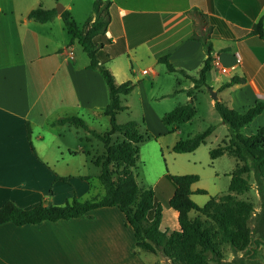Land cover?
<instances>
[{"label": "crops", "instance_id": "0c3cea01", "mask_svg": "<svg viewBox=\"0 0 264 264\" xmlns=\"http://www.w3.org/2000/svg\"><path fill=\"white\" fill-rule=\"evenodd\" d=\"M58 1L81 26L78 15L92 9L94 0H0V205L12 200L29 208L39 203L62 205L74 196L86 199L90 182L100 173L95 160L105 153L103 142L72 121L55 122L78 116L98 131L109 99L102 74L89 67L81 44L71 41L62 11L55 7ZM110 1L108 42L101 50L116 83L131 80L132 91L139 88L144 93L141 75L131 79L134 63L149 67L154 77L160 73L158 59L163 55L175 67L196 73L206 56L201 41L191 37L196 23L199 30L210 27L214 61L205 81L217 99L239 111L264 99V32L250 33L252 24L264 17V0ZM36 7L55 9V14L46 21L28 17ZM192 8L205 15L204 23L188 12ZM124 54L130 68L122 59L115 63ZM233 76L245 80L223 87ZM177 82L185 91L193 84L189 79ZM211 100L213 107L212 96ZM141 102L148 103L145 98ZM251 124L254 128L248 134L264 125V109ZM160 228H179L175 210L162 209ZM0 264H170V260L137 246L124 213L117 206H104L69 219L1 223Z\"/></svg>", "mask_w": 264, "mask_h": 264}, {"label": "trees", "instance_id": "16d2710c", "mask_svg": "<svg viewBox=\"0 0 264 264\" xmlns=\"http://www.w3.org/2000/svg\"><path fill=\"white\" fill-rule=\"evenodd\" d=\"M110 4V0H94L93 15L81 26L67 9L61 12L71 41L77 40L81 44L89 57V67L98 68L107 84L109 99L104 107V114L108 117L110 126L107 130L98 132L89 128L78 116L60 117L55 121H72L103 142L105 153L95 162L100 165L97 179L104 192L82 200L74 196L62 205L39 203L29 208H22L12 200H5L0 205V224L11 221L21 225L43 220L69 219L89 215L91 210L98 207L117 206L133 229L135 244L153 253L160 252L170 260V264H210V260L220 262L227 246L234 252L247 251L255 242L250 226L255 205L252 200L243 196L251 188L250 175L255 179L261 198L260 217L264 223V125L249 134L244 132V127L249 126L253 118L263 111L264 99L256 100L244 111L230 107L221 100H214L213 106L221 121L227 125L228 132L209 149V155L211 159H215L227 154L236 160L226 192L210 196L203 205H198L191 194L204 193L205 190L191 189L199 178L192 173L166 175L170 181L168 188L160 184L155 188L139 185L133 169L139 156V143L154 136L139 132L138 123L134 120L123 123L116 120V114L127 108L122 104L121 97L132 91L134 83L131 80L116 83L112 72L103 63L106 55L101 48L108 42L105 32L110 20ZM188 12L199 23H204L205 15L200 10L192 8ZM54 14L55 9L36 7L30 10L28 17L46 21ZM263 32L264 17H260L252 24L250 33L263 36ZM191 37L201 41L206 54L195 74L175 67L166 55L158 59L165 64L168 72H178L193 82L190 89L186 90L188 96L193 89L208 87L205 73L214 61L210 27L199 30L195 23ZM244 80V77L233 76L223 87ZM178 91L176 87L172 93ZM195 113L196 108L191 100L165 112L161 122L169 132L189 121ZM214 129L215 125L210 124L202 131L178 138L171 148L175 152H191L204 143ZM27 133L29 135L28 123ZM163 207L177 212L178 229L160 228Z\"/></svg>", "mask_w": 264, "mask_h": 264}, {"label": "rangeland", "instance_id": "374dc122", "mask_svg": "<svg viewBox=\"0 0 264 264\" xmlns=\"http://www.w3.org/2000/svg\"><path fill=\"white\" fill-rule=\"evenodd\" d=\"M58 3L62 5L58 1L55 7ZM89 13L93 15L91 8L86 13H80L78 15L79 21L84 22ZM77 47L79 46L77 45ZM120 57L116 58L115 63L122 59L123 64L128 63L130 68L126 54ZM108 65L105 66L108 67ZM159 66L161 70L158 72L160 73L150 77V75H153L151 71H149L148 75L139 73L143 68L147 69L149 67L143 63L136 65L134 63L135 73L131 74V79H134L136 75H141L140 81H142L145 90L144 93H140L139 88H137V90L122 96V104L126 105L127 108L116 114V120L119 123L134 120L138 123L139 132L154 136L139 143V156L136 166L133 168L139 185L155 188L157 184H160L168 188V182H170L166 176L168 174H197L199 178L192 184L191 189L193 191L203 189L205 192H193L191 198L198 205H203L210 196L227 191L230 172L236 164V160L230 155L223 154L215 159H211L209 155V149L226 136L228 132L227 125L221 121L214 106L211 107V93L208 87L202 90L193 89L190 96H188L187 91L180 90L177 84V80L188 81V78L178 72H168L164 63ZM192 74H195V72H192ZM176 87L179 91L172 93ZM161 94L165 95L160 97ZM189 97H191L192 103L195 105V115L189 121L183 122L177 128L165 133V126L161 122L162 115L178 104L190 102ZM141 98L147 99L148 103H142ZM210 124L215 125V129L207 136L205 142L200 144L195 150L191 152H175L172 150L171 147L178 138H184L187 135L202 131ZM108 127V117H106L104 120H100V125H98L97 129L99 128L98 131L103 132ZM253 128L254 125L252 124L245 126L244 132L247 133L249 129ZM250 182L251 188L243 196L254 202V216H252L250 221V226L253 230L252 237L262 244L260 243L257 247L255 261L253 260L249 264H261V257L264 259V223L261 222L262 219L260 217L261 198L252 175H250ZM90 187L89 197L104 192L98 180L93 179L90 182ZM251 245L245 252H234L227 246L220 262L210 260L209 263L242 264V259L249 258L248 253L251 252L254 243Z\"/></svg>", "mask_w": 264, "mask_h": 264}, {"label": "flooded vegetation", "instance_id": "af4514ba", "mask_svg": "<svg viewBox=\"0 0 264 264\" xmlns=\"http://www.w3.org/2000/svg\"><path fill=\"white\" fill-rule=\"evenodd\" d=\"M261 242H257L255 240L254 242V246L253 248L251 249V252H249V258L246 257V259L244 258L243 261H242V264H249V263H252L251 261H255V258H256V253H257V247L260 245ZM262 244V243H261ZM253 258V259H251ZM249 259V260H248Z\"/></svg>", "mask_w": 264, "mask_h": 264}, {"label": "water", "instance_id": "95a60500", "mask_svg": "<svg viewBox=\"0 0 264 264\" xmlns=\"http://www.w3.org/2000/svg\"><path fill=\"white\" fill-rule=\"evenodd\" d=\"M62 9H63V5L58 3V5L56 6V10L58 12H60V11H62ZM208 90L210 91L211 96L213 97V99L216 100L217 99V95H216L215 91L212 88H210V87H208ZM261 264H264L263 257H261Z\"/></svg>", "mask_w": 264, "mask_h": 264}, {"label": "built area", "instance_id": "2783aa9c", "mask_svg": "<svg viewBox=\"0 0 264 264\" xmlns=\"http://www.w3.org/2000/svg\"><path fill=\"white\" fill-rule=\"evenodd\" d=\"M222 70H224V69H222ZM149 71H150V69H142L141 70V72L143 73V74H148L149 73Z\"/></svg>", "mask_w": 264, "mask_h": 264}]
</instances>
